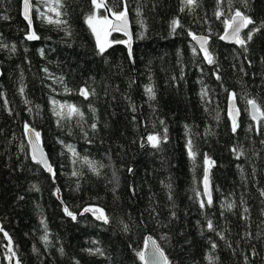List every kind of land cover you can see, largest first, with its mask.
<instances>
[{"label":"trees","instance_id":"trees-1","mask_svg":"<svg viewBox=\"0 0 264 264\" xmlns=\"http://www.w3.org/2000/svg\"><path fill=\"white\" fill-rule=\"evenodd\" d=\"M31 2L29 25L23 0H0L2 264H144L148 235L168 264H264V116L248 103L264 111V0H106L111 12L126 6L133 42L129 52L110 34L103 53L87 17L106 9ZM237 10L254 22L243 47L221 39ZM192 34L208 37L214 63ZM26 125L51 173L32 160Z\"/></svg>","mask_w":264,"mask_h":264},{"label":"snow or ice","instance_id":"snow-or-ice-1","mask_svg":"<svg viewBox=\"0 0 264 264\" xmlns=\"http://www.w3.org/2000/svg\"><path fill=\"white\" fill-rule=\"evenodd\" d=\"M60 0H57V3H59ZM93 5L95 6V8L97 10L99 9H107V4L105 2V0H92ZM184 4L185 6H194L196 4V0H184ZM24 6H25V19L28 20L29 25H31L32 20L29 16V10H30V0H24ZM53 11H55L56 9H51ZM183 11V9H181ZM112 16L115 18V21L109 20L107 16L103 17L102 19H100L98 22L99 24L102 26V31L104 32L105 35V40L102 42L100 39V31L97 29V25L94 23V20H97V17L95 16V14L93 15H89L87 17V23L89 24V26L91 27L92 31L94 33H96L97 36V44L99 47V51L100 53H103L106 49V47L110 46V42H108L106 40V37L108 34H110L111 31H124L127 33V27H128V18H127V8L125 6V9L123 11L120 12H112L111 13ZM45 13H40V16L43 18L45 17ZM60 13L57 12V16H59ZM218 15H220V13H218ZM5 19H7V17H4ZM47 22L48 23H56V24H60L61 21L60 20H55L53 21L51 17H47ZM66 23V22H65ZM254 22L251 20L250 17L244 16L239 10L236 11L235 16L227 22V28L231 29V33H229L227 30L225 31V34L221 37V39H230V40H234L235 43L241 45L242 47L245 46L246 44V40L240 37V31L241 28L243 27H247V25L249 24H253ZM179 26V20H173L172 21V29L173 31H175L176 27ZM262 27H264V25H261ZM258 30V29H257ZM193 35V39L198 40L200 43V48L203 49L204 51V55L207 59V62L209 64L214 63V58L209 54L208 49L205 47V45L207 44V38L206 37H198L195 34ZM252 38L251 36V32L248 34L247 39L250 40ZM27 39L29 40H34V39H39V37L36 35L35 31H31L28 36ZM130 39L131 37L129 36V41H117V43H129V48L131 47L130 45ZM5 47H7L5 45ZM13 50H15V46H13ZM193 51L195 52V49H193ZM217 79H219V76H217ZM21 91H23V89H21ZM147 92L150 96V98H154L155 97V93L153 92V90L151 88H147ZM81 95L87 97L89 95V92L87 89H81ZM233 99L235 98V93H232ZM248 103L251 104L252 109H253V119H256V113L259 112L260 116H264V111H260L259 110V106L257 105L255 100H250L248 101ZM64 105H61V108H63ZM71 111L74 112L75 114H80L79 109H77L74 105L69 106ZM229 115H231V112L229 113ZM237 123H236V119L235 117H233V121H232V130L233 132L236 131L237 128ZM93 128H95V125H93ZM26 130H29L31 132H33L34 136L37 138L35 141H32V145H33V159H36V151L38 148V139L40 136L39 132H36L34 129H29V127L26 125ZM166 132V129H165ZM166 139V136H165ZM148 140L152 142L153 146L156 147L159 145L160 143V139L158 136L156 135H150L148 137ZM235 150V149H234ZM189 152L190 155H194L191 152V144L189 143ZM242 154V153H240ZM41 159L39 162L43 163L45 167H48L49 171H51L50 166L48 165L47 161L45 159H43V153H40ZM207 162V161H206ZM95 170V169H94ZM74 175L76 173H73ZM207 180L208 177L207 175H205V183L207 184ZM203 201L201 202V206L203 207ZM208 204H211V195L209 193V199L207 201ZM228 207H231V205H228ZM64 211L67 213V215L71 216L73 219H75V215L68 210L67 207H65ZM85 212H89V211H93L94 214L96 212H99V215H97V219H101L104 220L105 222H108V217L106 215H104L103 213V209H98V210H93L91 208H85L84 209ZM208 227L209 229H211L213 227L211 221H209L208 223ZM3 229H0V231H2ZM125 230H127V225H125ZM42 239H44L45 241H47V235H45L44 237H42ZM215 247V245H213ZM91 251V250H90ZM97 252H101L100 249H96ZM157 252H159V255H157ZM102 254V253H101ZM139 257L141 260H144V253L140 252L138 253ZM163 258V253L162 251L156 250L153 253V260H152V264H159V260ZM17 264H19V262H17ZM145 264H148L147 261H145Z\"/></svg>","mask_w":264,"mask_h":264},{"label":"water","instance_id":"water-1","mask_svg":"<svg viewBox=\"0 0 264 264\" xmlns=\"http://www.w3.org/2000/svg\"><path fill=\"white\" fill-rule=\"evenodd\" d=\"M105 2H106V0H105ZM30 5H31V7H30V10H29V16H30V18L32 20L33 5H32L31 0H30ZM106 12H107L108 17H110L112 21H115V18L112 16V14H111L112 12H111V10L108 7L106 9ZM24 13H25V6H24V0H23V4H22V15H23V18L25 19ZM127 18H128L127 33L124 32V31H111L110 33L111 34L116 33V34L122 35V36H124L126 38V41H129V36H130L131 37V39H130V45L132 47L133 30H132V25H131V21H130V16H129L128 13H127ZM25 20H27V19H25ZM246 28L247 27L241 28V31H240V37L241 38H243V33L245 32ZM226 30L229 33H231V29H228L226 27L225 31ZM225 31H224L223 35L225 34ZM197 36L198 37H206L207 38V44L205 45V47L208 49V37L206 35H197ZM222 40H223L224 43H227V44H230V45L240 46L239 44L235 43L234 40H230V39H222ZM194 42L200 48L199 41L194 39ZM125 44L128 47V50L130 52L131 51V47L129 48V43H125ZM208 52H209V49H208ZM209 54L211 55L210 52H209ZM250 110H251V115L253 117V109H252L251 104H250ZM228 112L229 113L231 112L230 117H231L232 121H233V117H235L236 123L238 125V122H239V119H240V110H239V107L237 105L236 99L231 98L229 100V102H228ZM256 116H257V118L255 120H259L261 118L259 112L256 113ZM29 129H34L35 130V128H33L31 126H29ZM35 131L37 132V130H35ZM26 138H27V142H28V145H29L30 155H31L32 160L35 161V162H37V163H39L47 172L51 173L52 172V166L50 164L49 157L47 155V152L44 149V146L42 144V141L40 139V136H39V139H38V148H37V151H36V157H37L36 159H33V145H32V141H35L37 138L34 136L33 132H31L29 130H26ZM149 144H152V142L149 141ZM41 152L43 153V159H45L47 161L48 165L51 168V171H49L48 167H45L43 163L39 162L40 159H41V156H40V153ZM207 177H208V180H207V184L205 183V189H206V194L209 197V193L211 195V182H210V177H209V172L208 171H207ZM156 250L162 251V253H163V258L159 260V264H168V258L166 256L165 251L161 248V246H160L159 242L157 241V239L154 236H152V235H148L146 237L145 247L143 249V253H144V260H143V262H144V264H145V261H147L148 264H152L153 253ZM157 255H159V252H157ZM0 264H2L1 257H0Z\"/></svg>","mask_w":264,"mask_h":264},{"label":"rangeland","instance_id":"rangeland-1","mask_svg":"<svg viewBox=\"0 0 264 264\" xmlns=\"http://www.w3.org/2000/svg\"><path fill=\"white\" fill-rule=\"evenodd\" d=\"M95 16L97 17V20H94V23L97 25V29L100 31V39L103 42L105 40V35H104V32L102 31V26L99 24L98 21L100 19H102L103 17H105V16L98 15V14H96ZM108 19L111 20V18H109V17H108ZM93 34H94V36H95V38L97 40L96 33L93 32ZM106 40L111 43L112 39H111V35L110 34L107 35Z\"/></svg>","mask_w":264,"mask_h":264}]
</instances>
